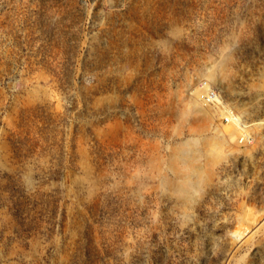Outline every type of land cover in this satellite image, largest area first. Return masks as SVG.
<instances>
[{
  "label": "rangeland",
  "instance_id": "1",
  "mask_svg": "<svg viewBox=\"0 0 264 264\" xmlns=\"http://www.w3.org/2000/svg\"><path fill=\"white\" fill-rule=\"evenodd\" d=\"M0 264H264V0H0Z\"/></svg>",
  "mask_w": 264,
  "mask_h": 264
},
{
  "label": "water",
  "instance_id": "2",
  "mask_svg": "<svg viewBox=\"0 0 264 264\" xmlns=\"http://www.w3.org/2000/svg\"><path fill=\"white\" fill-rule=\"evenodd\" d=\"M185 194H187V185H185V187L182 190Z\"/></svg>",
  "mask_w": 264,
  "mask_h": 264
},
{
  "label": "built area",
  "instance_id": "3",
  "mask_svg": "<svg viewBox=\"0 0 264 264\" xmlns=\"http://www.w3.org/2000/svg\"><path fill=\"white\" fill-rule=\"evenodd\" d=\"M227 120V119H226Z\"/></svg>",
  "mask_w": 264,
  "mask_h": 264
}]
</instances>
